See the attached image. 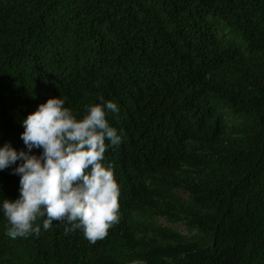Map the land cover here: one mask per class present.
<instances>
[{
  "label": "trees",
  "instance_id": "obj_1",
  "mask_svg": "<svg viewBox=\"0 0 264 264\" xmlns=\"http://www.w3.org/2000/svg\"><path fill=\"white\" fill-rule=\"evenodd\" d=\"M58 96L119 106V219L91 243L0 215V264H264V0H0V146Z\"/></svg>",
  "mask_w": 264,
  "mask_h": 264
},
{
  "label": "clouds",
  "instance_id": "obj_2",
  "mask_svg": "<svg viewBox=\"0 0 264 264\" xmlns=\"http://www.w3.org/2000/svg\"><path fill=\"white\" fill-rule=\"evenodd\" d=\"M98 100L78 119L60 96L48 98L21 121L24 150L0 146V170L10 168L19 177V195L0 198L8 237L39 235L63 222L65 234L82 231L95 243L118 221L120 189L104 161L107 149L122 142L107 119L119 106Z\"/></svg>",
  "mask_w": 264,
  "mask_h": 264
}]
</instances>
